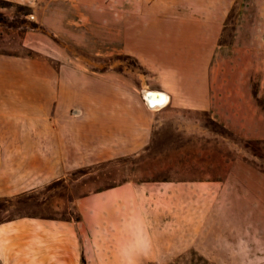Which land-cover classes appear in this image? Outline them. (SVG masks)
Returning <instances> with one entry per match:
<instances>
[{"label":"rangeland","instance_id":"374dc122","mask_svg":"<svg viewBox=\"0 0 264 264\" xmlns=\"http://www.w3.org/2000/svg\"><path fill=\"white\" fill-rule=\"evenodd\" d=\"M175 2L0 0V15L20 22L0 25V51L49 62L65 120L109 110L108 130L90 134L108 160L58 161L53 175L11 179L17 188L5 197L26 196L9 208L21 207L20 217L0 225V264H210L192 250L168 262L85 250L76 203L125 184L217 192L241 236L231 261L264 264V0H198L177 11ZM141 90L169 101L153 111ZM122 140L143 146L112 156Z\"/></svg>","mask_w":264,"mask_h":264},{"label":"crops","instance_id":"0c3cea01","mask_svg":"<svg viewBox=\"0 0 264 264\" xmlns=\"http://www.w3.org/2000/svg\"><path fill=\"white\" fill-rule=\"evenodd\" d=\"M175 1V11L180 5L198 3ZM60 78L45 59L0 51V197L17 188L11 185L17 174L24 181L27 174L53 175L58 161L108 160L107 146L102 140L91 142L90 134L99 130L96 134L102 137L108 130L109 110L91 109L87 114L93 117L86 121L65 120L69 109L59 103ZM83 110L73 108L70 113L83 115ZM142 146L126 145L122 140L112 156L135 154ZM217 201V192L125 184L84 198L81 205L76 203L80 213L76 223L85 250L120 254L109 255L113 259L168 262V256L192 250L210 264H238L231 261L235 259L232 244L241 242V236L233 235L231 212L227 207L218 209Z\"/></svg>","mask_w":264,"mask_h":264},{"label":"trees","instance_id":"16d2710c","mask_svg":"<svg viewBox=\"0 0 264 264\" xmlns=\"http://www.w3.org/2000/svg\"><path fill=\"white\" fill-rule=\"evenodd\" d=\"M0 25H5L6 27L10 28H20V22H17V20H11L8 21L7 18L0 15ZM34 28V27H32ZM217 127L221 129V131L224 132L223 127L219 126V124L215 122H211ZM251 141L244 142V145L252 144ZM26 194H20L13 197H0V225L6 222H11L15 220L16 218L20 217V215H15V213H18L21 207H17V205L14 207L13 211H9L10 206H12L13 202L19 203L22 198H24Z\"/></svg>","mask_w":264,"mask_h":264},{"label":"water","instance_id":"95a60500","mask_svg":"<svg viewBox=\"0 0 264 264\" xmlns=\"http://www.w3.org/2000/svg\"><path fill=\"white\" fill-rule=\"evenodd\" d=\"M164 91L141 90V98L148 109L153 111L163 108L165 105V97H169ZM169 101V100H168ZM168 103V102H167ZM166 103V104H167Z\"/></svg>","mask_w":264,"mask_h":264},{"label":"bare ground","instance_id":"6f19581e","mask_svg":"<svg viewBox=\"0 0 264 264\" xmlns=\"http://www.w3.org/2000/svg\"><path fill=\"white\" fill-rule=\"evenodd\" d=\"M165 94L167 95V93H165ZM167 102H168V98L165 97V105H166Z\"/></svg>","mask_w":264,"mask_h":264}]
</instances>
